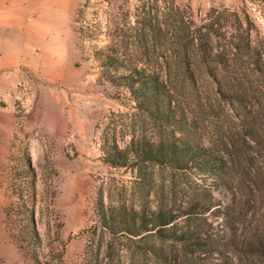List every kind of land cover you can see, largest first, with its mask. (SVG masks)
I'll list each match as a JSON object with an SVG mask.
<instances>
[{
    "label": "trees",
    "instance_id": "trees-1",
    "mask_svg": "<svg viewBox=\"0 0 264 264\" xmlns=\"http://www.w3.org/2000/svg\"><path fill=\"white\" fill-rule=\"evenodd\" d=\"M136 1L132 10L106 13L105 22L99 9L90 12L85 5L74 19L110 96L154 131L150 137L133 133L123 145L115 134L106 136L102 160L132 168L143 180L147 166L157 165L203 176L212 185L202 186L185 206L164 201L148 211L100 200V237L137 242L150 264H264V33L246 12L212 10L196 22L174 0ZM201 74L236 121L217 144L190 137L195 122L179 100L180 86L197 84ZM25 171L35 176L28 162ZM37 202L35 183L26 182L14 203L13 238L24 261L53 264L37 227ZM56 238L60 244L58 231ZM101 249L98 244L84 264H111L104 262L111 244L104 255Z\"/></svg>",
    "mask_w": 264,
    "mask_h": 264
},
{
    "label": "rangeland",
    "instance_id": "rangeland-1",
    "mask_svg": "<svg viewBox=\"0 0 264 264\" xmlns=\"http://www.w3.org/2000/svg\"><path fill=\"white\" fill-rule=\"evenodd\" d=\"M21 1L17 28L22 35L11 40L5 24L7 38L0 46V77L6 76L5 87L0 83V264H32L21 257L13 238L17 231L12 222L14 214L18 216L14 203L26 182L35 183L38 192L35 219L45 252L52 249L53 264H84L98 244L103 255L109 244L113 248L104 262L150 264L137 242L100 237L95 216L99 201L147 211L164 201L185 206L212 182L157 165L147 166L143 180L132 168L111 167L102 160L106 136L115 134L123 145L133 133L149 136L154 131L148 120L110 96L112 89L103 84L101 70L89 56L90 43L81 46L76 32L80 21L74 19L85 5L90 12L99 9L105 22L106 13L132 10L137 1ZM174 1L196 22L212 10L246 12L264 33V4L258 0ZM179 91L181 104L195 122L190 137L198 142L217 144L230 126H236L204 74L197 84L180 86ZM27 162L34 177L26 174Z\"/></svg>",
    "mask_w": 264,
    "mask_h": 264
},
{
    "label": "crops",
    "instance_id": "crops-1",
    "mask_svg": "<svg viewBox=\"0 0 264 264\" xmlns=\"http://www.w3.org/2000/svg\"><path fill=\"white\" fill-rule=\"evenodd\" d=\"M23 2L21 0H0V46L1 42L7 38L8 29L4 27L5 24L9 25L11 40H17L22 35L17 28V19L22 12ZM29 37V34L28 36ZM30 38V37H29ZM1 50V48H0ZM3 72L0 66V73ZM0 83L2 82L5 87L6 76H2Z\"/></svg>",
    "mask_w": 264,
    "mask_h": 264
}]
</instances>
